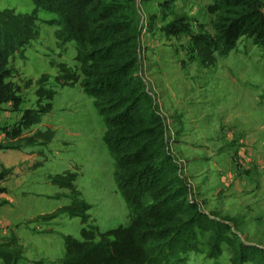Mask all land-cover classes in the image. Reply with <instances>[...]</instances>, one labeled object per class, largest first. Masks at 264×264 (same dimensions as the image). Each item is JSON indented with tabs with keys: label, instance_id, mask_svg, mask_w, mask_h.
<instances>
[{
	"label": "rangeland",
	"instance_id": "obj_1",
	"mask_svg": "<svg viewBox=\"0 0 264 264\" xmlns=\"http://www.w3.org/2000/svg\"><path fill=\"white\" fill-rule=\"evenodd\" d=\"M207 1L133 0L132 14L141 29L136 77L151 112L164 122L166 151L190 184L202 223L230 226L225 228L230 242L221 244L218 255L211 254L209 231L197 228L195 247L182 252L177 264H234V247L248 241L254 242V251L243 264H264V42L254 33H233L229 52L222 54V45L215 44L212 63L209 56L203 60L197 41L214 42L215 23L228 18L220 5L209 11L219 0ZM33 7L31 0H0V10L31 12ZM253 8L264 24V0H255ZM37 17L39 36L11 62L14 100L0 103L4 124L14 127L8 132L20 136L13 142L16 147L0 150V163L20 170L4 173L13 199L0 208V231L6 230L0 237V264L5 259L59 264L64 235L80 238L83 225L104 231L126 225L130 218L92 98L79 82L56 79L59 64L80 74L74 43L57 44L56 26L49 22L54 13L39 9ZM42 76L43 86L53 91L51 110L44 114L35 93ZM32 113L38 122H28ZM66 171L76 173L74 195L52 181ZM72 198L89 204L87 223L68 212L49 221L38 218Z\"/></svg>",
	"mask_w": 264,
	"mask_h": 264
},
{
	"label": "trees",
	"instance_id": "obj_2",
	"mask_svg": "<svg viewBox=\"0 0 264 264\" xmlns=\"http://www.w3.org/2000/svg\"><path fill=\"white\" fill-rule=\"evenodd\" d=\"M31 1V12L0 10V103L14 100L16 86L8 79L11 62L16 54L22 57L29 43L39 36L38 10L54 13L49 22L56 26V42L74 43L80 72L59 64L56 79L68 84L79 82L92 98L105 126L103 140L114 161L115 183L130 216L126 225L100 231L88 224L80 229V238L64 235L59 264H177L182 252L195 247L197 228L209 231L211 254H220L221 244L230 242L225 234L230 226L222 221L212 226L202 223L198 205L191 199V186L166 151L164 122L159 114L151 112L136 77L141 29L132 14L133 0ZM254 1L219 0L211 5L210 12L220 5L228 18L227 23H215L214 42L203 38L197 41L203 60L209 56L207 61L212 63L215 44L222 45V54L229 52L228 41L235 35L254 33L264 42V24L255 15ZM45 80L40 77L35 91L42 114L51 110L53 98V91L43 86ZM43 99L46 101L41 104ZM39 120L36 114H29L28 122ZM75 179L76 173L66 171L56 174L52 181L74 195ZM88 208V203L72 198L69 204L38 218L50 219L68 212L85 224ZM253 246L240 243L234 247L232 262L251 260Z\"/></svg>",
	"mask_w": 264,
	"mask_h": 264
},
{
	"label": "crops",
	"instance_id": "obj_3",
	"mask_svg": "<svg viewBox=\"0 0 264 264\" xmlns=\"http://www.w3.org/2000/svg\"><path fill=\"white\" fill-rule=\"evenodd\" d=\"M178 1V0H177ZM195 2L196 0H190V2L191 3H193V2ZM180 2V1H179ZM208 2H212V0L211 1H207V3ZM209 3V4H210ZM203 5V4H202ZM186 6V5H185ZM194 6V8H192L191 10H192V13H197L198 12V6L197 5H193ZM184 8V7H183ZM199 15V14H198ZM207 15H209L210 16V14H208L207 13ZM196 17H199V16H196ZM8 102V104H11L12 103V101L10 100V101H6L5 103H7ZM11 102V103H10ZM1 104H4V103H1ZM3 106H2V108H0V112H1V114H0V146H5V147H0V150H3V149H9V147H16V146H13V145H15V143H13V142H15V141H17V140H19V138H20V136H13L12 135V133L11 132H8V129H13V128H9V126H7V125H5L4 124V119L2 118V111H3ZM4 111H8L7 109H4ZM18 118H19V116H17V119H16V121H15V123L18 121ZM8 132V133H7ZM1 140H5L4 142L5 143H1ZM13 143V144H12ZM18 147V146H17ZM30 158H31V155H28ZM15 165L16 164H6V165H3V164H1L0 163V198L2 197V196H4V197H6V198H8V200H6V199H3V203L2 202H0V208H2V207H4L2 204H6L7 203V206H9L8 205V201H12V199H13V197H12V195H11V193L7 190V184L9 183V181L8 180H6L7 178V176L8 175H10L11 176V172L13 171V170H15L16 172H17V174L19 173V168L18 167H15ZM10 166V167H9ZM4 173L5 174H7V176L5 177V175H4ZM42 181H47V179H41ZM33 181V183L34 184H39L40 183V180H35V179H33L32 180ZM24 182V180H22V181H20V183H23ZM7 206H5V207H7ZM4 207V208H5ZM41 215V214H40ZM40 219V218H39ZM51 219H53V218H51ZM51 219H49V220H51ZM41 220H45V221H49V220H47V219H41ZM4 234H6V230H4V229H2L1 231H0V237H2ZM0 242H2V241H0ZM248 243H250V244H254V242H250V241H248Z\"/></svg>",
	"mask_w": 264,
	"mask_h": 264
}]
</instances>
